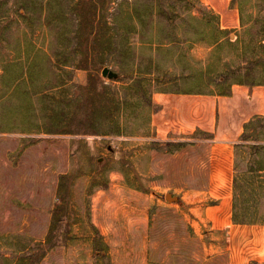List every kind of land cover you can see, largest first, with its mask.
Listing matches in <instances>:
<instances>
[{"label": "rangeland", "instance_id": "rangeland-1", "mask_svg": "<svg viewBox=\"0 0 264 264\" xmlns=\"http://www.w3.org/2000/svg\"><path fill=\"white\" fill-rule=\"evenodd\" d=\"M23 1L0 0V94L4 74L6 83L22 78L23 89L22 96L0 103V264H244V226H234L226 245L218 235L207 239L203 228L194 234L191 204L181 202L192 200L194 180L203 184L206 177L194 171L199 165L191 151L183 155L190 167L178 171L183 162L177 152L192 146L189 136L156 141L152 103L160 92L221 95L220 86L207 82L245 76L249 61L257 63L253 80L264 83V0H235L240 27L229 35L232 44L218 35L219 46L211 43L213 27L185 23L212 12L200 0H161L166 16L155 20L152 32L142 35L131 22L137 27L132 49L107 55L94 72L104 86L98 99L110 111L99 134L79 135L50 132L59 122L56 107H65L63 99L90 81L73 53L78 21H47L49 10L28 13ZM124 1L113 0L111 23ZM170 18L166 31L172 36L165 39L163 19ZM197 29L205 31L203 41ZM106 68L116 77H104ZM254 123L247 140H237L234 178L244 179L255 153L264 168V119ZM261 209L264 214V201Z\"/></svg>", "mask_w": 264, "mask_h": 264}, {"label": "trees", "instance_id": "trees-1", "mask_svg": "<svg viewBox=\"0 0 264 264\" xmlns=\"http://www.w3.org/2000/svg\"><path fill=\"white\" fill-rule=\"evenodd\" d=\"M23 3V8L24 10L27 9L26 11L28 13L40 15V13L49 10L46 16L47 21H69L71 18L69 16L77 19L78 27L75 32L77 42L73 53L80 56L77 67L91 73L87 87H77L73 96L63 99L64 103H67L65 107H63L61 102L56 107L55 113L58 114L59 122L50 132L52 134L62 135L99 134L102 128L100 122L106 118L110 108L106 102L98 99L104 86L102 85L103 80L99 76H96L94 72H97L105 64L104 58H107V55L113 52H118L120 55L128 54L132 49L130 37L134 32H137V27L131 25V22H136L141 28V34L146 35L151 31L149 27H152V25L154 27L157 18L161 19V17L166 16V11L161 6V0H138L136 2L125 0L120 5L112 23L109 21V15L113 0H24ZM233 3H235V0H233ZM68 7L71 8V14L65 10ZM1 8L2 4L0 3V47L5 40V26L1 23V19L3 18ZM25 16H27V13ZM163 22L166 26L163 25L164 30L162 29V33L164 34V38L167 39L172 36L166 31L167 27L172 23V18L166 21L163 19ZM185 23L187 27L188 25L194 27L196 24L213 27L211 33L215 37L211 41L212 44L218 46L222 44V41L217 37L218 35H222L226 43L232 44L229 38L231 31L221 28L220 17L213 12L204 13L199 18L192 15ZM196 31L197 34L201 35L202 39L200 40L203 41L206 38L204 36L205 31L199 29ZM234 45L237 46L239 43ZM163 46L168 45L164 44ZM165 50L169 54L170 49L165 47ZM61 54L62 52L59 50L57 55L59 56ZM256 65V62L249 61L246 64L247 73H245V76L244 73H240L231 82H228L230 79L228 75H220L217 81H212L211 79L207 84L211 85L213 82L214 85L220 86L221 95H230L232 93V87L235 84L248 86L264 85V83L257 84L251 76ZM243 68L240 66L235 69L234 74H237ZM4 76L5 74L2 76V84L4 86H2L3 93L0 94V103L8 95L11 97L22 96L21 90L23 91L21 84L22 78L17 77L10 81V83H6ZM193 78L195 76L188 77L187 79L193 80ZM221 78L224 79L221 81ZM136 84L141 85L139 80ZM11 88L13 90L7 93ZM185 93H192V91ZM24 96H29V93L24 92ZM155 108L156 111L159 110L158 106H155ZM262 119L264 117H256L254 121L246 125V130L241 138L242 142L247 140L249 129L255 125L254 122ZM254 155L256 158L250 161L249 173H244V179L242 178L243 176L238 174L234 178L233 221L239 225L264 224V214L261 211V205L264 201V168L261 165L257 153ZM64 176L67 177L68 174ZM70 176L74 177L73 174ZM61 206H63L62 208L68 207H65L63 203ZM252 264L259 263L254 262Z\"/></svg>", "mask_w": 264, "mask_h": 264}, {"label": "crops", "instance_id": "crops-1", "mask_svg": "<svg viewBox=\"0 0 264 264\" xmlns=\"http://www.w3.org/2000/svg\"><path fill=\"white\" fill-rule=\"evenodd\" d=\"M200 3L220 17L223 30L240 27V11L233 0H200ZM153 103L159 107L154 115L156 141L179 142L169 137L189 136L193 139L192 146H182L177 152L183 162L178 171L190 167L189 157L185 159L183 155L191 151L193 161L199 165L193 167L194 171H201L206 177L203 184L194 180L191 187L194 198L181 202L182 206L191 204L189 213L194 234L199 235L203 228L207 239L215 240L218 235L221 243L226 245L232 239L234 226H238L233 221L232 201L235 146L246 125L256 117H264V85L235 84L230 95L160 92L153 96ZM160 162L163 169L166 161ZM157 168L158 164L150 168V176ZM182 185L181 190L184 183ZM240 226H244V244L248 245L247 251L244 248V264L264 263V224ZM214 245L217 244L211 243L210 247ZM228 249L224 250L225 254ZM231 260L228 264H233Z\"/></svg>", "mask_w": 264, "mask_h": 264}, {"label": "water", "instance_id": "water-1", "mask_svg": "<svg viewBox=\"0 0 264 264\" xmlns=\"http://www.w3.org/2000/svg\"><path fill=\"white\" fill-rule=\"evenodd\" d=\"M103 76H104V77L114 78V77H116V74H115L114 72H112L110 69L106 68V69L103 71Z\"/></svg>", "mask_w": 264, "mask_h": 264}]
</instances>
